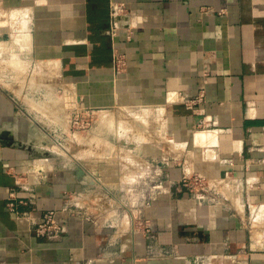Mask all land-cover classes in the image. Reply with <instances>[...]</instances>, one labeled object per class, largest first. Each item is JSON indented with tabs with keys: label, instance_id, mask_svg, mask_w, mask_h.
I'll return each instance as SVG.
<instances>
[{
	"label": "crops",
	"instance_id": "crops-1",
	"mask_svg": "<svg viewBox=\"0 0 264 264\" xmlns=\"http://www.w3.org/2000/svg\"><path fill=\"white\" fill-rule=\"evenodd\" d=\"M1 55L161 125L133 167H49L52 130L0 83V264H264V0H0ZM47 212L61 232L37 236Z\"/></svg>",
	"mask_w": 264,
	"mask_h": 264
},
{
	"label": "rangeland",
	"instance_id": "rangeland-1",
	"mask_svg": "<svg viewBox=\"0 0 264 264\" xmlns=\"http://www.w3.org/2000/svg\"><path fill=\"white\" fill-rule=\"evenodd\" d=\"M0 57V83L20 86L16 92L27 111L37 122L45 123L53 131L43 158L49 167H89L90 163L96 168V173L101 172L103 167L109 172L111 168L116 170L118 165L133 167L135 145L150 140L152 131L161 125V121H157L158 118L152 114L144 115L146 111L140 114L134 108L129 109V113L127 109L86 113L55 86L44 82L39 84L21 62L13 63L5 60L3 55ZM156 121L157 128L154 127ZM97 161L105 164H98ZM129 178L132 179L133 175ZM132 189H128L127 194L123 191L119 195L115 193L117 198L111 197L114 207H124L125 199L128 201L132 196Z\"/></svg>",
	"mask_w": 264,
	"mask_h": 264
},
{
	"label": "built area",
	"instance_id": "built-area-1",
	"mask_svg": "<svg viewBox=\"0 0 264 264\" xmlns=\"http://www.w3.org/2000/svg\"><path fill=\"white\" fill-rule=\"evenodd\" d=\"M112 19L114 22V27L112 29V33L115 34L118 29V21L123 18L126 14V7L123 4H114L112 6ZM116 69H123L125 67V62L121 58H116L115 60ZM205 95L204 92H201L194 100L187 102L188 105H195L204 101ZM57 131V130H56ZM53 133V131H52ZM55 135V134H54ZM54 138V137H53ZM55 139V138H54ZM184 183L191 184L195 188H199L200 190H204L208 187V183L201 176L194 177H185ZM33 231L37 236H54L61 232V227L56 221L55 212H47L45 213L43 219L41 221H34Z\"/></svg>",
	"mask_w": 264,
	"mask_h": 264
},
{
	"label": "water",
	"instance_id": "water-1",
	"mask_svg": "<svg viewBox=\"0 0 264 264\" xmlns=\"http://www.w3.org/2000/svg\"><path fill=\"white\" fill-rule=\"evenodd\" d=\"M81 174H82V175H84V174H85V171H84V170H82V171H81Z\"/></svg>",
	"mask_w": 264,
	"mask_h": 264
},
{
	"label": "bare ground",
	"instance_id": "bare-ground-1",
	"mask_svg": "<svg viewBox=\"0 0 264 264\" xmlns=\"http://www.w3.org/2000/svg\"><path fill=\"white\" fill-rule=\"evenodd\" d=\"M132 111H133V110H132ZM133 113H134V112H133ZM133 113H132V114H133ZM133 115H135V113H134ZM138 117H139V116H138ZM105 118H106V117H105Z\"/></svg>",
	"mask_w": 264,
	"mask_h": 264
}]
</instances>
